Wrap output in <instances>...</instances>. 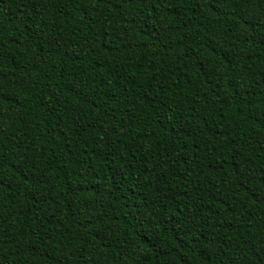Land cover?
Wrapping results in <instances>:
<instances>
[{
  "label": "trees",
  "instance_id": "1",
  "mask_svg": "<svg viewBox=\"0 0 264 264\" xmlns=\"http://www.w3.org/2000/svg\"><path fill=\"white\" fill-rule=\"evenodd\" d=\"M0 264H264V0H0Z\"/></svg>",
  "mask_w": 264,
  "mask_h": 264
}]
</instances>
